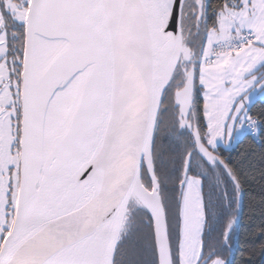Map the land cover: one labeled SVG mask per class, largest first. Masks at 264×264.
<instances>
[{"label": "snow or ice", "instance_id": "1", "mask_svg": "<svg viewBox=\"0 0 264 264\" xmlns=\"http://www.w3.org/2000/svg\"><path fill=\"white\" fill-rule=\"evenodd\" d=\"M257 86L264 0H0V264H252Z\"/></svg>", "mask_w": 264, "mask_h": 264}, {"label": "trees", "instance_id": "2", "mask_svg": "<svg viewBox=\"0 0 264 264\" xmlns=\"http://www.w3.org/2000/svg\"><path fill=\"white\" fill-rule=\"evenodd\" d=\"M217 0H209V3L215 4ZM199 105L202 109L203 105V97L202 95L199 98ZM261 112H264V98H259L251 105L250 115L255 120L264 121V116L261 115ZM264 150V135L262 134H247L240 139L237 145L232 149H225L221 146L220 154L226 158L230 157L233 160L241 159L243 156L247 155H256ZM251 189L254 190L252 194L259 192V182L251 185ZM249 201L245 199V207L243 209V215L241 218V228L240 234L237 238V243L235 245V259L237 264H240V250L243 249L245 244V237L247 235L248 229L253 226L255 223H258V218L253 216L249 209ZM252 264H264V255H261L259 252L256 253L255 256L250 257Z\"/></svg>", "mask_w": 264, "mask_h": 264}, {"label": "rangeland", "instance_id": "3", "mask_svg": "<svg viewBox=\"0 0 264 264\" xmlns=\"http://www.w3.org/2000/svg\"><path fill=\"white\" fill-rule=\"evenodd\" d=\"M259 98H264V95H262L261 93H260V91H259V87L257 86V89H256V91H255V93L252 95V97H251V105L255 102V101H257ZM253 120H255L254 118H253ZM256 134H258V133H256ZM245 135H247V134H245ZM244 135V136H245ZM244 136H242V137H244ZM241 137V138H242ZM237 145V142H233L232 143V145H231V147H228V145H227V143L225 142V144H223V145H221V146H223L225 149H232V148H234L235 146Z\"/></svg>", "mask_w": 264, "mask_h": 264}, {"label": "built area", "instance_id": "4", "mask_svg": "<svg viewBox=\"0 0 264 264\" xmlns=\"http://www.w3.org/2000/svg\"><path fill=\"white\" fill-rule=\"evenodd\" d=\"M257 121V120H256Z\"/></svg>", "mask_w": 264, "mask_h": 264}]
</instances>
